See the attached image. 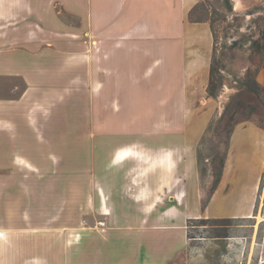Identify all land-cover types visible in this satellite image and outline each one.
I'll use <instances>...</instances> for the list:
<instances>
[{
  "label": "crops",
  "instance_id": "obj_1",
  "mask_svg": "<svg viewBox=\"0 0 264 264\" xmlns=\"http://www.w3.org/2000/svg\"><path fill=\"white\" fill-rule=\"evenodd\" d=\"M199 2L0 0V75L25 82L17 99L0 98V217L28 202L20 186L32 194L31 219L0 231L28 252L20 264H186L189 220L251 216L259 169L236 196L225 187L228 158L202 206L196 150L210 116L213 35L208 21L188 19ZM87 90L89 104L107 105L113 142L92 151L91 203L105 222L94 227L83 222L85 192L75 219L65 218L87 155L69 151L66 109L76 101L85 123Z\"/></svg>",
  "mask_w": 264,
  "mask_h": 264
},
{
  "label": "rangeland",
  "instance_id": "obj_2",
  "mask_svg": "<svg viewBox=\"0 0 264 264\" xmlns=\"http://www.w3.org/2000/svg\"><path fill=\"white\" fill-rule=\"evenodd\" d=\"M233 6L232 0H201V6L195 12L196 18H207L211 24L213 81L216 85L209 107L210 116L197 145V164L202 200L207 198L216 183L220 160L224 159L225 163L228 158L225 187L236 196L247 194L255 170L259 169L256 207L249 217L214 216L189 220L186 264H264V0H241L238 9ZM105 78L101 77L102 82ZM255 84H258V93L248 86ZM24 88L21 77L0 75L1 99H17ZM86 96L85 123L77 121L76 101L66 109L70 115V122L64 125V130L70 134L69 151H87L85 183L79 186L77 179L71 178V187L68 188L65 218L68 215L70 221L77 216L78 203L84 192L87 202L93 200L92 151L113 150L111 125L104 122L108 121L109 109L104 103L99 108L89 104L93 92L87 90ZM82 115L80 112L79 116ZM95 117H102L103 122L95 123ZM150 127V132L158 129V125ZM18 173L19 179H23L22 173ZM69 175L72 177L73 171H69ZM24 180L30 187L29 177ZM19 190L18 201L25 199L28 202H18V208L13 205L6 209L7 218L0 217L2 232L13 233L10 227L21 222V215L31 219L32 209H24L31 207L30 189L22 185ZM33 190L36 196L41 195L40 187ZM36 196L34 200L38 199ZM52 214L40 215L45 219ZM83 216L86 226L99 225L100 216L94 211L93 203ZM3 238L0 241V264L24 262L28 252L19 246L15 249L12 234L7 236L6 242Z\"/></svg>",
  "mask_w": 264,
  "mask_h": 264
},
{
  "label": "trees",
  "instance_id": "obj_3",
  "mask_svg": "<svg viewBox=\"0 0 264 264\" xmlns=\"http://www.w3.org/2000/svg\"><path fill=\"white\" fill-rule=\"evenodd\" d=\"M200 6H201V2L197 3L196 5H194L189 10L188 19L191 20V21H208L209 22V20L207 18H196L195 17V12L198 10V8ZM209 24H210V22H209ZM210 27H211V24H210ZM211 32H212V30H211ZM212 35H213V33H212ZM212 62L213 61H212V58H211V65H210V71H209V80H208V84H207V88H206L208 96H211V97H213L215 95V93H216V85L214 84V81H213L214 77H213V63ZM248 86H249V89H251L254 93H258V84H255L254 86H252V85H248ZM223 165H224V159L219 161L220 169H219V172H218V175H217V178H216V183L213 186L212 190L210 191V194L213 192V190L215 189V187H216V185H217V183L219 181ZM210 194L207 196V198L205 200H202V206H204L207 203Z\"/></svg>",
  "mask_w": 264,
  "mask_h": 264
},
{
  "label": "bare ground",
  "instance_id": "obj_4",
  "mask_svg": "<svg viewBox=\"0 0 264 264\" xmlns=\"http://www.w3.org/2000/svg\"><path fill=\"white\" fill-rule=\"evenodd\" d=\"M233 2H234V9H238V7H239V5H240V3H239V0H232ZM254 151V150H253ZM253 154H255V152H253ZM253 155L251 154V157H252ZM255 156V155H254ZM256 157V156H255ZM254 159V158H253ZM252 160V159H251ZM256 217H259V218H263L261 215H256ZM264 219V218H263Z\"/></svg>",
  "mask_w": 264,
  "mask_h": 264
},
{
  "label": "built area",
  "instance_id": "obj_5",
  "mask_svg": "<svg viewBox=\"0 0 264 264\" xmlns=\"http://www.w3.org/2000/svg\"><path fill=\"white\" fill-rule=\"evenodd\" d=\"M98 224H99L100 226H103V225L105 224V222H104V221H98Z\"/></svg>",
  "mask_w": 264,
  "mask_h": 264
}]
</instances>
